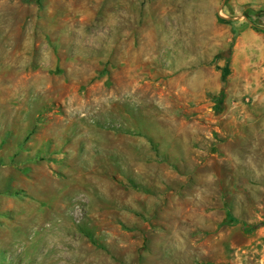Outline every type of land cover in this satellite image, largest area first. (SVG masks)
Returning a JSON list of instances; mask_svg holds the SVG:
<instances>
[{
	"label": "rangeland",
	"instance_id": "1",
	"mask_svg": "<svg viewBox=\"0 0 264 264\" xmlns=\"http://www.w3.org/2000/svg\"><path fill=\"white\" fill-rule=\"evenodd\" d=\"M0 264H264V0H0Z\"/></svg>",
	"mask_w": 264,
	"mask_h": 264
},
{
	"label": "trees",
	"instance_id": "2",
	"mask_svg": "<svg viewBox=\"0 0 264 264\" xmlns=\"http://www.w3.org/2000/svg\"><path fill=\"white\" fill-rule=\"evenodd\" d=\"M235 220L233 219V217L230 215V214H227L226 215V219H225V222L227 223H232L234 222Z\"/></svg>",
	"mask_w": 264,
	"mask_h": 264
},
{
	"label": "bare ground",
	"instance_id": "3",
	"mask_svg": "<svg viewBox=\"0 0 264 264\" xmlns=\"http://www.w3.org/2000/svg\"><path fill=\"white\" fill-rule=\"evenodd\" d=\"M177 28H178L177 25H175V28L173 27L172 30H173V29H177Z\"/></svg>",
	"mask_w": 264,
	"mask_h": 264
}]
</instances>
